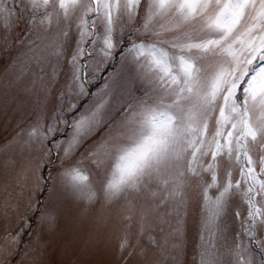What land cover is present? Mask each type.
<instances>
[{
	"label": "snow or ice",
	"instance_id": "1",
	"mask_svg": "<svg viewBox=\"0 0 264 264\" xmlns=\"http://www.w3.org/2000/svg\"><path fill=\"white\" fill-rule=\"evenodd\" d=\"M0 264H264V0H0Z\"/></svg>",
	"mask_w": 264,
	"mask_h": 264
},
{
	"label": "rangeland",
	"instance_id": "2",
	"mask_svg": "<svg viewBox=\"0 0 264 264\" xmlns=\"http://www.w3.org/2000/svg\"><path fill=\"white\" fill-rule=\"evenodd\" d=\"M8 133L5 131V124H4V119L2 116H0V142L3 141L4 137L7 135Z\"/></svg>",
	"mask_w": 264,
	"mask_h": 264
}]
</instances>
